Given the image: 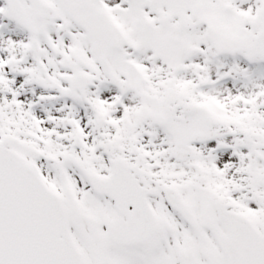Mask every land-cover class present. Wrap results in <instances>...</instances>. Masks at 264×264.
Masks as SVG:
<instances>
[{
    "label": "snow or ice",
    "instance_id": "obj_1",
    "mask_svg": "<svg viewBox=\"0 0 264 264\" xmlns=\"http://www.w3.org/2000/svg\"><path fill=\"white\" fill-rule=\"evenodd\" d=\"M0 264H264V0H0Z\"/></svg>",
    "mask_w": 264,
    "mask_h": 264
}]
</instances>
